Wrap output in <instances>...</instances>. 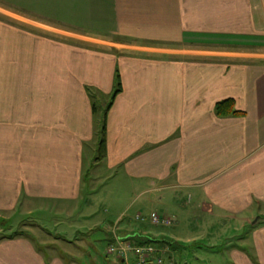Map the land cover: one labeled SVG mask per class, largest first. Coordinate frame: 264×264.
Masks as SVG:
<instances>
[{"label":"crops","instance_id":"1","mask_svg":"<svg viewBox=\"0 0 264 264\" xmlns=\"http://www.w3.org/2000/svg\"><path fill=\"white\" fill-rule=\"evenodd\" d=\"M94 1L107 6V21L94 19L84 35L50 34L33 18L64 15V4L78 11L79 0H0V218L32 200L80 199L84 146L98 143L94 99L111 96L118 75L98 161L128 179L138 212L173 221L138 226L121 214L124 232L173 243L178 264L205 254L215 262L222 246L227 264H264V0ZM224 100L240 114L217 116ZM198 215L234 234L248 228L253 241L239 242L250 252L239 236L195 245L189 220ZM7 236L0 264L77 262L42 256L25 234Z\"/></svg>","mask_w":264,"mask_h":264},{"label":"rangeland","instance_id":"2","mask_svg":"<svg viewBox=\"0 0 264 264\" xmlns=\"http://www.w3.org/2000/svg\"><path fill=\"white\" fill-rule=\"evenodd\" d=\"M79 1L78 11L74 10L76 9L75 6L70 7V4H64L63 6L66 7L64 9H67L64 15L59 10H55L50 11L51 13L46 17V20L35 16L33 18L46 21L45 27L51 30L47 31L50 34H55L56 31L63 34L69 32L77 33L80 30L85 35L94 30L93 26L97 24L94 19L99 24L104 20L107 21L106 11H104L107 6L102 3L99 4L94 0L93 2L88 0ZM27 13L33 14L34 12L29 8ZM55 13L61 14L62 18L55 16ZM102 15L104 16L103 18ZM102 30L104 31V29ZM30 31L37 36L44 35L37 29ZM110 101L111 96L109 95L94 99L96 113L93 126L96 134L100 133L104 113ZM97 158L98 153L95 146L92 143L86 144L83 152L82 192L78 201L38 202L27 200L26 208L20 206L16 210L15 215L0 218V237L19 231L21 235L25 234L26 237L28 236L31 239L36 250L42 256L46 258L58 256L66 263H70V258L67 254H73L77 260V262L75 261L76 264H112L113 256L107 255L106 251L113 241L119 240L128 243L132 247L153 246L157 250L162 251L163 255L161 257L164 264H178L176 254L172 251L173 243L167 240L155 242L151 238H149L150 242L140 243V235L138 233H125L126 230L121 228L120 222L126 216H133V222L139 226L140 224H149L148 220L151 214H160L156 212L149 214L138 212L139 200L134 196H130V193L126 191L128 179L124 178V175L116 169L107 170L106 163L98 161ZM127 205H129L130 211L126 213L124 211ZM151 208L149 206V209ZM153 209H157V207H153ZM137 214H140L146 220L143 222L137 221L134 217ZM119 215L122 216L121 220H117ZM256 220H252L251 223L255 224ZM189 221L194 224L191 225V228L196 233H200V235L195 236L197 238L195 245H221L230 237L235 239V237L239 236L235 242H238L237 245L243 247L246 251L248 242L240 244V237L245 236L246 240L253 241L248 228L234 234L230 227L225 226L221 229L215 227L214 223L207 226L200 215ZM199 222H203L202 225H198ZM151 233L156 234L152 230ZM107 234L112 237L111 243ZM136 238L138 241H136ZM217 238L220 240H217ZM199 239L203 241H199ZM154 243H158V245ZM72 244L79 245L80 249L78 251L74 250ZM184 245L188 246L189 244L185 243ZM226 249L223 246L220 248L224 256L213 255L215 262L214 260H209L207 258L208 254H205L202 261L195 264H227L228 256ZM246 252L249 253L250 251ZM251 253L253 254V251ZM184 254L188 256V253ZM188 258H191V254H189ZM137 260V256L133 252L127 255V264H138ZM191 262L194 264V259Z\"/></svg>","mask_w":264,"mask_h":264},{"label":"built area","instance_id":"3","mask_svg":"<svg viewBox=\"0 0 264 264\" xmlns=\"http://www.w3.org/2000/svg\"><path fill=\"white\" fill-rule=\"evenodd\" d=\"M134 217L137 221L143 222L146 220V218L140 214H137ZM148 221L149 224L154 227H170L173 225L172 219L155 213L149 216ZM131 252L137 256L138 264H164L161 257L163 255L162 251L157 250L153 246L132 247L128 243L116 240L108 246L106 251L108 255L115 256L123 261H126L127 255Z\"/></svg>","mask_w":264,"mask_h":264},{"label":"trees","instance_id":"4","mask_svg":"<svg viewBox=\"0 0 264 264\" xmlns=\"http://www.w3.org/2000/svg\"><path fill=\"white\" fill-rule=\"evenodd\" d=\"M119 77L118 75H116L115 78V88L111 94V101L109 102L108 106L106 107L105 113H104V118H103V122H102V128L100 130V133L98 134V143H97V153H98V160H101L104 158L105 155V115L107 113V111L110 109V107L113 104V101L116 97V95L119 93L120 89H119ZM92 110L94 113H96V104L94 103L92 106ZM214 111L215 114L219 117H225V116H229V115H238L240 114L239 112L234 110V104L232 102V100H224L221 102H218L215 104L214 107ZM17 236H21L19 231H15L12 234H9L7 237L8 239L17 237ZM5 236L2 235L0 238H4Z\"/></svg>","mask_w":264,"mask_h":264}]
</instances>
